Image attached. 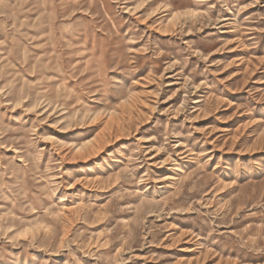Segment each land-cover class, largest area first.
Masks as SVG:
<instances>
[{
  "label": "rangeland",
  "instance_id": "1",
  "mask_svg": "<svg viewBox=\"0 0 264 264\" xmlns=\"http://www.w3.org/2000/svg\"><path fill=\"white\" fill-rule=\"evenodd\" d=\"M0 264H264V0H0Z\"/></svg>",
  "mask_w": 264,
  "mask_h": 264
}]
</instances>
